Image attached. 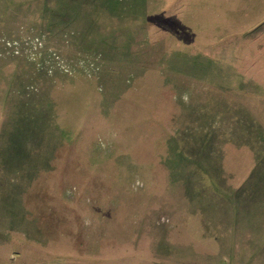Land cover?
<instances>
[{"label": "rangeland", "instance_id": "374dc122", "mask_svg": "<svg viewBox=\"0 0 264 264\" xmlns=\"http://www.w3.org/2000/svg\"><path fill=\"white\" fill-rule=\"evenodd\" d=\"M0 264H264V0H0Z\"/></svg>", "mask_w": 264, "mask_h": 264}]
</instances>
